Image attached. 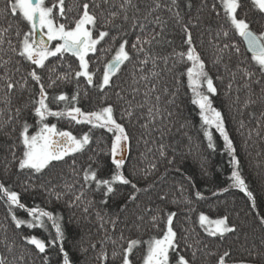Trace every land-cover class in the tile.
<instances>
[{"label": "trees", "instance_id": "obj_1", "mask_svg": "<svg viewBox=\"0 0 264 264\" xmlns=\"http://www.w3.org/2000/svg\"><path fill=\"white\" fill-rule=\"evenodd\" d=\"M54 2L55 0H47L49 6ZM83 2L85 0H79V3ZM87 2L92 3L93 0ZM95 2L101 4L97 11H103L106 18L109 11H119L121 0H109L108 4H103L102 0ZM177 2L179 7L169 12L167 6L171 4V0H162L165 7L149 16V20L159 15L167 21L164 38L174 42L171 46L164 43L154 44L153 51L161 56L168 55L173 47L177 51H186L187 45L183 44L185 36L181 24L191 30L194 47L205 62L206 70L213 78L217 89V94L211 97L213 106L225 118V127L240 160L242 174L256 197V207L253 209L247 197L238 189L229 188L231 157L225 149L223 138L213 128L209 131L212 133L214 149L208 148L199 109L191 103L192 93L187 87V77H180L181 84H176L177 76L186 71L190 64L178 65L173 69V61L170 58L167 65L162 60H157L155 68L151 61L141 65L139 60L144 58L143 55L137 57L131 50V43L136 39L139 29H131V21L125 23L121 13L114 20V24L122 25V29L110 27V36L97 46L98 49L111 47L112 51H98L88 58L90 69L96 73L94 80L99 83L103 74V65L115 54L121 42L119 37L122 31L127 32L126 38L129 43L126 49L133 59L121 66V70L113 77L112 87L105 93L88 88L89 95L85 98L83 90L87 86L81 78L79 106L88 111L97 110L105 106L101 103L102 96H107L106 104L114 105L117 122L126 127L131 138L122 169L131 181L130 184L114 185V194L105 197L103 192L96 189L93 182L86 184L84 181V170L89 166L97 170L99 179H110L114 171L111 156L103 151L106 147L110 148L112 134L104 130H93L91 143L85 151L67 156L64 161L54 162L43 174H32L26 170L21 172L18 170L16 160L13 159L11 146L17 143L15 155L18 158L22 146H19L17 137L20 123L24 120H27L31 126L29 132H35L37 129L30 107L23 110L19 118L20 122L15 119V109L28 102L29 92L27 89H20L18 84L12 94L11 106L6 107L0 102V125H4L10 114L14 117L11 123L0 130V183L11 186L13 191L18 192L21 202L27 207L38 206L59 217L64 232L62 246L68 253L71 264H122L120 257L115 259L112 257L113 251H122L127 247L129 239L146 241L154 236H162L166 214L169 212L176 213L173 226L177 233L180 253L192 259L193 264H215L217 256H210L208 252L222 254L225 250L231 252L228 264L234 262L238 264L241 260L251 259L247 249L253 244L260 246L261 232L258 218L264 215V116L261 115L264 112V77H261L251 57L246 53L241 37L225 18L219 0H177ZM134 3L140 9L138 15L141 18L154 7V0H134ZM76 4L77 0H65L66 9L75 7ZM189 4L191 7H188ZM243 5L238 10L239 16L246 18L250 28L256 32L253 23L255 14L259 19L264 17L257 11L255 13L248 0H243ZM214 6L215 10H213ZM177 10L182 17L181 24L176 23L173 15ZM55 11L58 12V9ZM133 14V10L130 9L129 17ZM67 15L68 20H60V22L67 23L76 16V13L71 12ZM10 22L13 28L4 39L5 41L10 39L12 44L16 45L19 39L15 34L17 20L10 15L6 16L5 0H0V29L7 28ZM20 26L23 30H27L26 24ZM159 31V26L148 24L147 32ZM224 31H228L227 37L223 35ZM95 35H98V32ZM113 36L118 37L114 44ZM226 44L230 47L226 48ZM233 44L239 47V54L231 47ZM8 49L7 42L0 45V65L12 57L7 68L14 81L23 83L27 72L33 66L23 61L17 65L15 61L20 58L15 57ZM46 64L48 67L37 70L45 86L49 82L48 69L52 66H55L56 74L69 71L68 65H71L72 69L78 68V61L71 56H66L63 62L52 57ZM18 66L21 70L15 72ZM245 69L254 75L246 76ZM153 72L158 75L153 76ZM2 75L4 68L0 67V76ZM142 75L147 79L141 80ZM153 84L156 86L155 91L145 96ZM229 84H231L230 89ZM28 87L32 88L34 93L39 91L38 85H35L30 78H28ZM75 90L74 81L72 83L58 81L54 88L48 89V92L50 96L58 95L62 91L71 95ZM4 91V82L0 81V101L3 100ZM117 91L121 92L123 100L115 95ZM174 92L177 93L175 97L172 95ZM157 96L160 97L158 102ZM249 98L257 102L245 106V101ZM173 99L175 102L169 103ZM145 100L148 103H145ZM141 104L144 106L138 107ZM153 105L160 108V114L156 115L155 119L148 113L149 107ZM52 107L57 106L52 105ZM129 107L133 115L122 117V112ZM169 112L172 113L171 116L168 115ZM47 122L56 124L58 129L71 131L77 136L88 132L90 128L89 125H77L54 117H49ZM142 125H147V128ZM13 127L16 128L14 133ZM101 137L98 142V138ZM161 150L164 155L160 154ZM132 184L137 186L136 189L132 188ZM224 188L229 190L221 191ZM197 193H200L202 198H198ZM57 194L60 196L59 199ZM77 196L80 197L79 200L76 199ZM132 196H135V199H132ZM162 196L164 199H161ZM201 213L209 219L227 215L231 223L239 224L244 221L242 230L238 233L239 239L236 235H229L223 240L207 236L199 225L198 218ZM16 214L22 219H30L23 210L17 209ZM152 216H158L159 222L155 227L151 221ZM113 220L115 224L112 223ZM245 234L248 235L246 244ZM22 235H35L47 242L55 236V228L52 222L48 221L47 227L43 229L25 227L15 229L4 201L0 200V259H4L6 264H44L42 257L47 255L48 264H63L60 245L48 247L45 254H37L32 246L21 239ZM121 236L124 237L123 240L120 239ZM197 241L199 244L196 243ZM9 244L12 245L11 251L8 249ZM189 244L192 245L191 248L187 247ZM205 245L208 246L207 249ZM102 251L106 253L105 260L100 259ZM145 252L146 245H138L130 257L133 264H142ZM193 252H196L194 258Z\"/></svg>", "mask_w": 264, "mask_h": 264}, {"label": "snow or ice", "instance_id": "obj_2", "mask_svg": "<svg viewBox=\"0 0 264 264\" xmlns=\"http://www.w3.org/2000/svg\"><path fill=\"white\" fill-rule=\"evenodd\" d=\"M103 4H108L109 0H102ZM219 3L223 9L224 16L231 25V28L242 38L246 45L247 52L251 53V60L257 67L261 77H264V31L257 33L250 28V24L246 18H240L239 9L243 5V0H219ZM250 4L254 10L264 14V0H250ZM101 4L96 3L93 0L92 3L83 2L77 4L75 7L65 8V0H55V2L49 6L47 0H5V14L12 16L17 20L15 25L16 36L19 38L16 45L12 44V41L8 39L5 41L4 37L13 28V24L10 22L7 28L0 29V45L5 42L9 45V51L14 54L15 57L20 59L15 63L20 65L21 62H26L30 66H34L27 72V76L24 78L23 83L14 81L12 75L7 68V65L11 62L4 61L0 67L4 68V75L0 76V81L4 82V97L3 102L6 107L12 104V94L16 90L19 84L20 89H27L29 92L28 102L17 107L15 109V119L17 122L21 117L24 109L31 108L32 115L35 120L37 129L34 133L30 134V125L27 120L20 123V129L18 133V144L22 146L21 155L17 158L15 150L17 143H13L12 154L13 159L16 160L18 170L21 172L28 171L32 174H43L45 170L50 168L54 162L64 161L65 157L75 153H81L90 145L92 140L93 130H104L107 133H111L110 148L104 149L106 155L111 156V163L114 165V171L110 179H99L97 170H94L91 166L84 170L85 183L93 182L98 191L103 192L105 197L109 194H114L116 184L128 185L131 181L125 176L122 169L125 165V153L130 148V135L128 134L126 127L117 122L115 118V107L113 104H106L107 96L101 97V103L105 106L100 107L97 110H84L80 107L81 100V78L86 83V88L83 90V96L88 97V88H92L99 93H105L106 90L112 87L113 77L121 70V66L126 62H130L133 59L131 53L126 49V45L129 43L126 38L127 32H121V42L118 48L115 50V54L103 65L102 77L97 83L94 80L96 75L90 69V60L88 59L90 54L95 55L98 51L111 52L112 48L98 49V45L110 36V27L122 29V25L114 24V20L123 13V21L125 23L131 21V29H139L136 34V39L131 43L132 52L136 53L139 57L143 55V59L139 60L141 65H146L151 61L153 67L157 65V60H162L165 65L168 64L169 59L173 61L172 68L175 69L178 65L190 64L186 68V71L181 72L176 78V84H181L182 76L187 77V87L192 93L191 103L199 109V115L202 122L204 137L208 140V148L214 149L212 140V133L209 131L211 128L219 133L223 138L225 149L231 157L230 163L232 166L231 175L229 177V188L238 189L243 193L248 201L251 203L252 208L256 207V197L250 190L246 179L242 174L240 160L237 158L236 149L234 148L233 141L230 138L226 127L225 118L222 113L213 106L212 96L217 94V89L214 86L213 78L206 70L205 62L202 60L200 54L197 52L193 44L192 32L188 26L181 24L182 17L177 10L173 13L176 23L181 24L182 32L185 36L183 44L187 45L186 51H177L173 47L172 52L168 55L161 56L159 53L153 51L154 44H167L173 45L172 40H166L164 38L165 29L167 27V21L162 19L161 16L155 15L151 20L149 16H152L156 10L165 7L162 0H154V7L150 8L148 12L141 18L138 13L140 9L134 0H121L119 5V11H109L105 18L103 11H97L100 9ZM177 0H171V4L167 6L169 12L173 11V8H178ZM191 7V4L188 5ZM58 9V12L55 11ZM133 10V15L129 17V10ZM215 10V6L213 8ZM75 12L76 16L72 20L60 22V20H68V13ZM219 14V13H217ZM103 19V23L101 20ZM147 22V23H145ZM21 24L27 25V30L21 28ZM148 24H155L159 26V32H147ZM191 24V21H189ZM98 32V35L95 33ZM223 35L228 36V31H224ZM118 37L113 36V44ZM55 42V43H53ZM225 47H230L225 45ZM239 54V47L231 45ZM66 56L74 57L78 61V68L72 69L71 65H68L69 71L56 74L55 66L48 69L49 82L47 86L42 81V76L38 73V69L42 70L48 67L46 62L49 58L56 57L63 62ZM20 67L15 68V72H20ZM171 70V69H169ZM245 75L252 76L254 73L248 72L246 69ZM153 76L158 73L153 72ZM55 77V78H53ZM28 78L38 85V93H34V90L28 87ZM219 78V77H218ZM141 80L147 79L145 76L140 77ZM76 84V90L68 95L66 92L60 94L49 95L48 89L54 88L57 82ZM259 83V81H257ZM229 89L231 84L228 85ZM155 84L145 93V96L152 91H155ZM137 91V89H133ZM178 91V89H177ZM167 92V89H165ZM176 92L172 95L176 96ZM115 95L123 100L124 97L121 92H115ZM160 97H156L158 102ZM174 99L169 103H174ZM257 101L249 98L245 101V106L248 104H255ZM130 103V102H129ZM145 103H148L145 100ZM52 105H56L53 108ZM63 105V107H60ZM144 105H138L143 107ZM148 113L155 119L156 115L160 114V108L157 105L149 107ZM133 112L131 107L122 112V117H131ZM172 115L171 112L168 113ZM264 116V112L261 113ZM49 117H54L57 120H68L70 123L74 122L77 125H89V131L83 133L80 136L74 135L71 131L60 130L56 124H50L46 122ZM14 117L10 114L4 125H0V130H3L5 126L12 122ZM147 128V125H142ZM243 127V123H241ZM12 132H16V128H12ZM10 135V133H6ZM102 139L98 138V142ZM163 146H161L162 148ZM164 155L163 151L160 152ZM91 159V158H90ZM133 189H136V185H131ZM71 187V186H67ZM229 188L221 189V191H228ZM138 191V189H137ZM216 193H214L215 195ZM198 198H202L200 193L196 194ZM60 196L57 194V199ZM135 199V196L131 197ZM80 199L79 196L76 197ZM161 199H164L162 196ZM0 200H3L8 211V215L11 218L12 224L15 229H21L22 227L28 229H43L47 227V222L51 221L52 226L55 228V236L48 240L40 239L35 235H22L21 239L29 246H32L37 254H45L48 247H54L60 245L59 251L63 254V264H71L68 253L62 246L64 240V232L59 223V217L54 216L51 211H47L41 207H27L21 202L20 194L11 189V186H5L0 183ZM23 210L27 213V217L30 219H22L16 214V210ZM87 211V209H85ZM176 216L175 212H169L166 214L165 230L162 236L152 237L146 241L139 239H129L127 241V247L122 251H113L112 257L121 258L122 264H133L130 259L134 254V249L138 245H146V252L143 256V264H193V260L187 258L180 253L177 233L174 230L173 220ZM199 225L209 237H215L219 239H226L229 235H236L239 239L238 233L242 230L244 221L239 224L231 223L227 215L217 219H209L208 216L201 213L199 215ZM151 221L153 226L158 224V216H152ZM115 224V220L112 221ZM258 226L261 232L260 246L252 245L247 249L250 260H241L238 264H264V215L259 216ZM255 229H253L254 231ZM120 239H124L123 236ZM187 239V238H185ZM245 244L248 242V235L244 236ZM115 243V241H113ZM199 244V241L196 242ZM191 248L192 245H187ZM205 245V249H207ZM243 247V245H241ZM9 251L12 250V245H8ZM196 252L192 253L194 258ZM210 256H217L215 264H228V258L231 256V252L225 250L222 254L208 252ZM44 264H48V257L44 255L42 257ZM100 259H107L106 253L103 251L100 253ZM0 264H6L4 259H0ZM236 264V262H234Z\"/></svg>", "mask_w": 264, "mask_h": 264}, {"label": "flooded vegetation", "instance_id": "obj_3", "mask_svg": "<svg viewBox=\"0 0 264 264\" xmlns=\"http://www.w3.org/2000/svg\"><path fill=\"white\" fill-rule=\"evenodd\" d=\"M249 3H250V0H248ZM250 7L252 8L251 4H250ZM255 13H256V10H255ZM263 17H264V14H261ZM253 23H255V28H256V32L257 33H260L262 31H264V18L263 19H259L258 15L255 14L254 18H253ZM262 24V25H261ZM91 55V54H90ZM89 55V57H90ZM88 57V58H89ZM34 67V66H33Z\"/></svg>", "mask_w": 264, "mask_h": 264}, {"label": "water", "instance_id": "obj_4", "mask_svg": "<svg viewBox=\"0 0 264 264\" xmlns=\"http://www.w3.org/2000/svg\"><path fill=\"white\" fill-rule=\"evenodd\" d=\"M241 42H242V43H243V45L245 46V50H246V45L244 44V42H243L242 38H241ZM246 53L248 54V56H250V57H251V53L247 52V50H246Z\"/></svg>", "mask_w": 264, "mask_h": 264}, {"label": "rangeland", "instance_id": "obj_5", "mask_svg": "<svg viewBox=\"0 0 264 264\" xmlns=\"http://www.w3.org/2000/svg\"><path fill=\"white\" fill-rule=\"evenodd\" d=\"M250 4V3H249ZM53 43H55V42H53ZM47 122V121H46ZM213 129H215V128H213ZM36 130H38V129H36ZM35 130V131H36ZM32 133H34V132H30V134H32ZM218 133V132H217ZM126 154H127V152L125 153V156H126ZM142 264H143V262H142Z\"/></svg>", "mask_w": 264, "mask_h": 264}]
</instances>
